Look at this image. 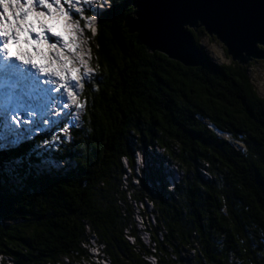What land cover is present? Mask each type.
<instances>
[{
  "label": "trees",
  "instance_id": "obj_1",
  "mask_svg": "<svg viewBox=\"0 0 264 264\" xmlns=\"http://www.w3.org/2000/svg\"><path fill=\"white\" fill-rule=\"evenodd\" d=\"M135 1L100 12L80 123L0 152V264H264V60L214 63L202 29L201 66L150 52Z\"/></svg>",
  "mask_w": 264,
  "mask_h": 264
},
{
  "label": "snow or ice",
  "instance_id": "obj_2",
  "mask_svg": "<svg viewBox=\"0 0 264 264\" xmlns=\"http://www.w3.org/2000/svg\"><path fill=\"white\" fill-rule=\"evenodd\" d=\"M112 3L113 0H0V85L7 82L11 92L21 96L38 91L40 85L48 86L47 91L54 97L77 95L76 84L85 86L92 74L71 67L75 61L66 55L75 52L73 28L80 19L98 20L95 9L104 10L105 5L110 8ZM51 102L55 103V99ZM58 106L66 117L76 120L79 103L76 110H69L66 101ZM27 115L31 117L32 113ZM20 120L13 112L12 124L19 128ZM22 123L28 126L30 121L23 119ZM63 127L67 129L66 124ZM56 142H63V137ZM141 163L140 182L154 183L158 176L146 171L143 159Z\"/></svg>",
  "mask_w": 264,
  "mask_h": 264
},
{
  "label": "water",
  "instance_id": "obj_3",
  "mask_svg": "<svg viewBox=\"0 0 264 264\" xmlns=\"http://www.w3.org/2000/svg\"><path fill=\"white\" fill-rule=\"evenodd\" d=\"M127 20L136 43L184 66H201L205 53L190 31L202 29L232 62L264 60V0H136Z\"/></svg>",
  "mask_w": 264,
  "mask_h": 264
},
{
  "label": "bare ground",
  "instance_id": "obj_4",
  "mask_svg": "<svg viewBox=\"0 0 264 264\" xmlns=\"http://www.w3.org/2000/svg\"><path fill=\"white\" fill-rule=\"evenodd\" d=\"M76 29H77V26H75L73 28V35H74V37L76 36L77 39L75 37L72 40V43L75 46V53L72 56H70V57H71V59L73 61H75V63L72 64V66L73 65H77L79 67L76 66L75 68H80L83 71V65L82 64L84 62L82 61V55L81 54H83V53H85L87 51V47L84 46L85 43H83V41L81 39L82 34L78 32V29L77 30ZM75 39H76V43L79 45V47L75 45V42H74ZM47 87L48 86L40 85L39 86V90L36 91V92H33L30 95L21 96L17 92L21 96V98H19V96H17L16 93H12L11 92L10 86L8 85L7 82H5L3 85H0V91H1V93H0V103H4V104H6L8 106L17 107V109H19L21 114L24 115V116H26L29 112H31L32 116L30 118H31L32 123L33 124H38L39 123L38 117H43V118H46V119H50V118H52V115H54V114H52V112H54L53 109L51 110L48 107V105L51 104V101L53 100V98L57 102L55 104V106H53V108L60 107L58 105H61L64 101L69 99L67 94H62L60 96H55L54 97V94H52L50 91H47ZM4 91L10 92V94L6 95L4 93ZM40 93H43L44 96H46V101L45 102L42 101L41 99H39V94ZM1 97L3 98V100L1 99ZM40 105H43V106L47 107V110L45 112H42L40 110V108H39ZM8 111H9L8 109H4L3 110L2 107H0V113L8 112ZM19 123H20V127L16 129V128H14V124H12V122L10 120H8V118L0 119V145L5 142L4 137L7 136V135H11L12 138L14 139V141H17V142L20 141V139H19L20 138V133H23V132L26 131V126L22 124V120H20ZM12 130H16V132H14ZM85 262H87V261H85Z\"/></svg>",
  "mask_w": 264,
  "mask_h": 264
},
{
  "label": "rangeland",
  "instance_id": "obj_5",
  "mask_svg": "<svg viewBox=\"0 0 264 264\" xmlns=\"http://www.w3.org/2000/svg\"><path fill=\"white\" fill-rule=\"evenodd\" d=\"M97 12H100L102 11L101 9L97 8L95 9ZM82 22V20H80V23ZM85 22L87 23L88 26H90V23L88 22V20ZM85 22H83L81 24V27L83 28V26L86 24ZM77 30V29H76ZM90 31H93L90 29ZM79 33L82 34L81 36V39L83 41V43H85V47H87L88 49V46L90 45V40L91 38L89 39V42H86V39L85 37L83 36V33H82V29L79 31ZM77 35V34H76ZM76 37V36H75ZM203 37V36H202ZM77 39V37H76ZM76 39H75V45L79 47V45L76 43ZM200 46L203 47L207 53V56L210 58L211 61H213L214 63L216 64H230L231 62V59L227 56L226 52H225V49L223 47L222 44H220L219 42H217L215 39L214 41L213 40H210V38L207 36V37H203L201 39V42H200ZM82 48V47H81ZM94 60V59H93ZM72 66V65H71ZM77 65H73L72 67H76ZM79 67V66H77ZM95 65H94V69H92L91 71L95 73ZM249 78L253 84V86L255 87L256 89V92L257 94L261 97V98H264V62H258L257 64H253L250 68H249ZM92 79V75H91V78L89 79L88 82H90ZM87 82V83H88ZM50 94V93H49ZM1 99L3 100V98L1 97ZM1 104V103H0ZM4 104H1L0 107H2V109L4 110V108L8 109L9 112H3V113H0V119H6V118H9L11 119V116L13 114V112L16 113V115L19 116V112L17 111V108L15 106H12V107H9V106H5ZM8 113V114H7ZM8 119V120H9ZM22 121H23V118H21ZM54 123V122H53ZM69 123V122H68ZM51 124V123H50ZM47 127V126H46ZM49 131H51V129L49 128ZM48 131V132H49ZM54 133H56V131L52 130ZM51 131V132H52ZM49 132V133H51ZM46 134L45 138L47 139V137L50 136V134ZM45 164V163H44ZM58 164L60 166H63V163L62 162H58Z\"/></svg>",
  "mask_w": 264,
  "mask_h": 264
},
{
  "label": "built area",
  "instance_id": "obj_6",
  "mask_svg": "<svg viewBox=\"0 0 264 264\" xmlns=\"http://www.w3.org/2000/svg\"><path fill=\"white\" fill-rule=\"evenodd\" d=\"M137 224H138V227L139 229H141L142 231H145L146 229V224L143 220H141L139 217H138V220H137ZM146 233V232H145ZM147 234V233H146ZM150 261L151 262H156V260L154 258H150ZM97 263L98 264H107L103 259H100V260H97Z\"/></svg>",
  "mask_w": 264,
  "mask_h": 264
}]
</instances>
